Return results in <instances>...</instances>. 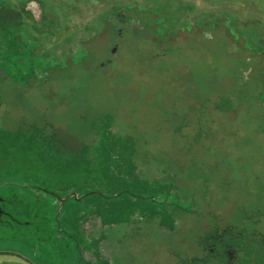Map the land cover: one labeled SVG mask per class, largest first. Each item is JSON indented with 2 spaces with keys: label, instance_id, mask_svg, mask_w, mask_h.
Masks as SVG:
<instances>
[{
  "label": "rangeland",
  "instance_id": "obj_1",
  "mask_svg": "<svg viewBox=\"0 0 264 264\" xmlns=\"http://www.w3.org/2000/svg\"><path fill=\"white\" fill-rule=\"evenodd\" d=\"M30 1L45 25H61L59 42H51L55 33L34 28L33 14L24 27L36 32L37 39L20 31ZM190 1L204 20L208 12L227 17L226 11L241 29L228 19L231 34L212 25L198 40H183L180 33L176 42L165 41L171 45L164 43L168 54L155 58L153 53L161 46L148 43L135 30L121 39L106 32L87 42V52L75 50L73 58L53 52V47L76 46L93 32H103L104 18H111L118 3L134 14L149 10L160 22L148 30L159 35L167 34L166 22L176 30L182 24L189 27L182 13L194 7ZM75 2L0 0V104L6 108L0 109V131H12L16 123H10L5 110L15 107L13 114L23 115L29 109L34 116L38 103L60 135L72 140L73 148H84L75 157L70 151L63 156L61 152L59 158L48 153L50 157L39 154L27 160L33 165L23 169L27 176L17 183L25 191L24 179L39 177L45 190L58 192L63 199L88 187L106 197L93 194L82 201L59 203L61 225L66 223L72 237L56 240L58 256L53 257L61 264H83L86 249L91 250L87 260H99L97 264H185L202 254L200 241L213 227L231 225L264 233V59L260 62V57L242 50L243 45L264 52V0ZM145 14L149 20V12ZM6 21L15 32H6ZM64 24L85 26L68 31ZM15 37L20 38L14 44ZM42 38L47 40L44 45ZM39 49L49 51L41 57ZM108 57H114L112 65L98 68ZM35 67L43 68L40 81L50 74L55 103L46 97L42 103L37 94L24 99L15 87L4 86L5 73L24 84ZM204 110L207 119L202 117ZM84 161L90 167H77ZM67 164L69 168L63 169ZM253 209L262 210L261 216L245 219ZM54 210L53 205L51 219ZM48 212L45 207L44 227ZM92 215L107 227L84 230L85 218ZM47 232L51 231L44 230L45 236Z\"/></svg>",
  "mask_w": 264,
  "mask_h": 264
},
{
  "label": "flooded vegetation",
  "instance_id": "obj_2",
  "mask_svg": "<svg viewBox=\"0 0 264 264\" xmlns=\"http://www.w3.org/2000/svg\"><path fill=\"white\" fill-rule=\"evenodd\" d=\"M75 2V0H72ZM86 1V0H85ZM98 1V0H93ZM194 7H187L185 13H182V16L185 15L187 17L186 22L190 23L189 27H186L182 24V28H171V24L168 22L165 23V27L167 29V34L159 35L157 32L148 30L153 26L157 27L160 20L156 18H152L150 11H136L135 14L129 10L125 9L123 5H118L116 8V12L111 14L110 19H105V28L103 32L100 33L93 32L90 37L85 38L78 43L76 46L68 45L65 49H61L60 47H53V52H57V56L61 53H67V58L71 55H74L75 50H83L86 51L87 42H92L99 36H102L106 32L109 34H114V37H119L120 39L124 37L125 32L128 31H137L139 36L144 37L148 43H151L153 46H161V49L153 53L152 57H160L162 55H167V47L164 46V43L171 42L174 40L176 42V37L182 33V39L187 40L189 38L198 40L201 35L204 34L205 28H208L209 23L212 24L213 28H216L218 31L217 25L218 21L215 20H204L203 17H199V12L201 10L198 9V6L193 1H190ZM76 3V2H75ZM85 3V2H84ZM150 5V4H149ZM148 5V6H149ZM37 6V5H36ZM38 7V6H37ZM101 7V6H100ZM34 5H31V1L28 2V5H25L24 14L21 20V27L20 31L28 32L29 36L33 39H37V33L32 31L35 35L29 32L27 27H24L25 23H30V20L27 19V16H31L33 14V22L36 24L32 25L36 30L44 28V32H53L57 36L53 37L51 42H59L60 40V27L59 23L51 24L50 26L45 25L40 18H36V14L34 12ZM180 8H176V11H179ZM195 11V13H193ZM26 12L27 15H26ZM146 12H149L151 16L149 20L146 18ZM153 12V11H151ZM181 12V11H180ZM176 14V13H175ZM154 15V14H153ZM203 16V15H202ZM200 19H203L200 23ZM155 23V24H153ZM5 29L6 32L10 29L14 31V27H8L7 25H12L9 21H6ZM225 26L230 27V23H224ZM75 25H68L64 24L63 29L68 27V31L73 29ZM85 26V25H84ZM84 26H75L77 28H83ZM1 27V26H0ZM202 29H199L201 28ZM53 28V29H52ZM62 29V30H63ZM194 29L200 31H193ZM106 30V31H105ZM105 31V32H104ZM149 31V33L147 32ZM150 31H152L150 33ZM15 32V31H14ZM219 32V31H218ZM79 33L84 34L81 31ZM191 33V34H189ZM264 32H261V34ZM193 36V37H192ZM20 38V37H19ZM18 37L14 38V44ZM264 40V39H262ZM168 41V42H165ZM47 42L45 38L40 40V45H44ZM173 42V43H174ZM171 46L168 43V47ZM263 47V46H262ZM120 48V44H115L113 46L112 55L116 57ZM180 48V47H179ZM264 48V47H263ZM257 49V48H256ZM259 49V48H258ZM40 52L37 50V54L42 55L47 53L49 49L43 51L39 49ZM65 51V52H64ZM261 55H251L252 57H260L261 60L264 59V53L257 52ZM156 55V56H155ZM71 58H73L71 56ZM114 57H108L102 63L97 66L102 70H107L110 65L113 63ZM69 61V60H67ZM6 74V73H5ZM5 85L10 87H15L16 91H18L22 98L27 99L31 97L33 94L39 95L41 101L43 103V98L46 97V100L50 103H55L56 98H54L53 83H50V74L46 75L43 81H40L39 78L44 76L43 68L35 67L32 72L29 74V78H25L26 82L21 84V82L17 81L15 76L5 75ZM14 74V72H13ZM10 78V79H9ZM43 96V97H42ZM3 103L0 104V109L3 108ZM15 110L14 108H9L5 110L8 114L6 118L10 119V123L14 120L16 123L12 124V131H0V264H61L59 261L53 257H56L58 254L55 252L53 244L56 240H61L59 238L70 240L72 237V233H70V228L68 226L62 227L60 216L62 211L59 209L58 206L60 202H64L66 200L70 201H82L86 196L90 195H98L102 198L103 195L99 192H93L90 187L89 189L85 188L83 193H74L71 194L70 198L63 199L58 192H53L49 190H45L42 184V179L36 177L37 179L28 180L24 179L25 188L27 190H21L22 185L18 184L19 178L27 176V173L23 171L26 166H32V163H27V160H33L37 158L40 154L43 158L44 155L47 157H60V153L65 155V153L72 152L70 157H75L78 151L84 149L83 147L79 150L78 147H72V140L69 137H63L60 135L57 127L55 124L49 119H47L44 115V108L43 106H39L38 103L35 104V115H29L30 111L28 109V113L23 115H16L13 114ZM45 118V120H44ZM1 120V119H0ZM1 129V128H0ZM83 146L87 145L86 142H83ZM138 147V146H136ZM135 153H138L134 148ZM48 153L50 155H48ZM23 155H25L23 157ZM134 156V154H133ZM87 161V160H86ZM84 161V165H79L80 169H87L89 164ZM41 164L43 162L41 161ZM44 165V164H43ZM55 170L59 169V164L54 165ZM90 167V166H89ZM69 168V165H64L63 169ZM136 170L134 169V175ZM18 178V179H17ZM30 183V184H28ZM24 185V183H22ZM72 192V191H71ZM84 194L82 197L81 195ZM112 198H118L122 194H113ZM74 203V202H73ZM54 205L55 210L53 212V217L51 219V207ZM49 211L47 214V223L46 227L45 220L43 217L44 208ZM50 207V208H49ZM57 214V218L55 215ZM72 215H68L70 219ZM95 215L86 217L83 222V229L86 230L94 229L93 226L98 227H107L104 226L100 219L94 217ZM52 225L54 227L52 228ZM89 225V226H86ZM91 226V227H90ZM45 228V229H44ZM44 230H49L51 232H47L46 236L44 235ZM55 234V235H54ZM84 236L87 238L89 237L86 232L83 233ZM216 242L214 244H208L207 246L203 247L200 244L202 249V254L199 256H193L190 258V262L186 260L185 264H201L205 262V264H243L241 258L242 255L239 249L232 243L225 242V238L222 234H217L214 237ZM233 238V237H231ZM232 242V239H229ZM6 242V243H5ZM52 245V247H50ZM103 248V244L101 243V250ZM101 250H98V253H101ZM91 250H84V261L83 264H97L93 263L91 260H87V256H90ZM52 255L51 260H49V256ZM93 258V257H92ZM245 264H252L250 260L245 262Z\"/></svg>",
  "mask_w": 264,
  "mask_h": 264
},
{
  "label": "trees",
  "instance_id": "obj_3",
  "mask_svg": "<svg viewBox=\"0 0 264 264\" xmlns=\"http://www.w3.org/2000/svg\"><path fill=\"white\" fill-rule=\"evenodd\" d=\"M217 13L218 12L210 15V13L208 12V13H206V16L209 17L208 19H210V20L218 21L217 25H215V26L217 27L219 32L225 33V30H226L227 34H228V32L230 33V27H227L224 25V23H226V22L229 23L228 19L234 20L236 22V26L241 25L238 21L235 20V18H234L235 16L232 13L225 11L224 13L227 15V17L226 16H219V15L216 16ZM237 24H239V25H237ZM209 25H212V24L209 23ZM240 29H241V27H240ZM262 32H264V27H263ZM261 43L264 45V40H262ZM242 50L248 51L251 55H257L258 54L257 52H254V51H251L250 49L244 48L243 45H242ZM263 53H262V55H263ZM258 55H261V54H258ZM260 62H262V60H260ZM263 65H264V62H263ZM207 115H208V112L204 110L202 117L204 119H207V117H206ZM201 122H202V120H201ZM195 123H196V121L193 122V125L196 129ZM190 124L192 125V123H190ZM209 124L214 125V123L210 122V121H209ZM210 132H211V130H210ZM210 132H209L208 136L212 135V133H210ZM199 133H200V131H198V135H199ZM191 139H193V137H188V140H191ZM200 139H199V141H200ZM261 212H262V210H260V209H253V210H251L250 215H246L245 219H249V218L257 219L261 216ZM257 231L258 232H256V231L250 232V231L243 229V228L236 230V229H234V226H231V225H228L226 227L225 226L213 227V229H211V230L209 229V231H207V233L203 236L202 240L200 241V244H202L203 247L207 246L208 244H214L216 242V239L214 240L213 237L217 234H222L225 238H227V239H225V242L232 243L236 247V249L240 250V253L242 255L241 260H242L243 264H245V262H247L248 260H250L252 264H264V233H262V231H259V230H257ZM231 237H233V238H231ZM229 239H232V242H230ZM188 262H190L189 259H188ZM201 264H205V262H203Z\"/></svg>",
  "mask_w": 264,
  "mask_h": 264
}]
</instances>
